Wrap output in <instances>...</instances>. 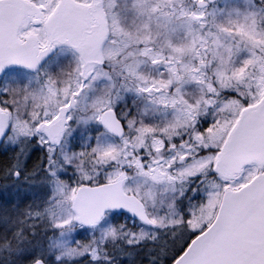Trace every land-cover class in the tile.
Returning <instances> with one entry per match:
<instances>
[{"label": "snow or ice", "instance_id": "obj_1", "mask_svg": "<svg viewBox=\"0 0 264 264\" xmlns=\"http://www.w3.org/2000/svg\"><path fill=\"white\" fill-rule=\"evenodd\" d=\"M0 264H264V0H0Z\"/></svg>", "mask_w": 264, "mask_h": 264}]
</instances>
